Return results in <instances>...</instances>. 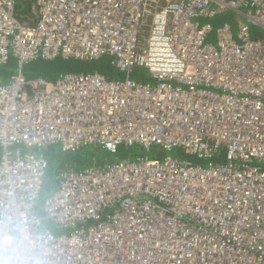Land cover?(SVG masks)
Masks as SVG:
<instances>
[{
    "label": "built area",
    "instance_id": "built-area-1",
    "mask_svg": "<svg viewBox=\"0 0 264 264\" xmlns=\"http://www.w3.org/2000/svg\"><path fill=\"white\" fill-rule=\"evenodd\" d=\"M226 11L241 43L232 24L206 21ZM252 26L264 30V0H0V65L19 68L0 78V244L26 221L48 264H264V38L252 40ZM105 55L123 79L24 72ZM137 66L157 83L132 78ZM91 144L182 147L198 162L61 169L39 217L48 160L20 145Z\"/></svg>",
    "mask_w": 264,
    "mask_h": 264
},
{
    "label": "rangeland",
    "instance_id": "rangeland-1",
    "mask_svg": "<svg viewBox=\"0 0 264 264\" xmlns=\"http://www.w3.org/2000/svg\"><path fill=\"white\" fill-rule=\"evenodd\" d=\"M227 17H228L229 21H232L230 23L232 24V26L234 28L235 35H237V33H238L237 14L235 12L231 11L230 13L227 14ZM212 20L213 19L206 20V21H209L213 24ZM214 22H216V21H214ZM217 26H219V25H217ZM217 26H215V27H217ZM259 31H261V30L259 29ZM261 32H263V31H261ZM215 35H216V30H215L214 34L210 35V37L208 38V41L213 42V43H217V39H216ZM104 57L108 58V56H104ZM58 59H61V57H59ZM40 60L41 59L36 60L34 62H31V63L24 66V72H25V75L27 78L32 79V78H36L39 76L50 78L49 75H41L39 73H32V72L29 73L28 72L30 65L32 63L38 62ZM86 63H88V62H86ZM2 66H4V65H2ZM2 66H0V67H2ZM9 68L5 67L4 69L9 74L12 73V75L16 74L19 70L16 61H15L14 66H9ZM114 72L116 74V75H114V78H120L121 79L125 75L124 72L118 70L117 68L115 69ZM11 76L6 77L5 79L9 80L11 78ZM108 77H111V76H108ZM132 78L136 79L137 81H143V82L151 81L152 83H157L156 80L152 79L149 76V72L144 67H141V66L135 67V69L132 73ZM7 80H5V81H7ZM14 147L16 148L17 146L15 145ZM20 148H21L22 154H24L25 152H37L39 154L42 153L49 161V165H48L47 170H46V175L43 179L41 196H40L38 204H37L38 216L42 217V218H44L45 214L40 209V205L44 203L45 199L49 195V192H50L49 190L51 188L54 189L56 187V183L55 182L53 183L54 175H56V172L59 168H62L60 166L64 167V166L70 165L69 164L70 161H72L73 166H75L76 168H85L87 166H91L92 164H94L95 159L100 160V162L96 160V163L98 162L99 164L104 165L105 163L113 162L116 159L129 158V159L133 160V159H136L137 157H140V156H144V157L148 156L150 159H160V160H162L168 156H172V157H178L180 159H191L194 162H198V160L195 157L188 156L187 154H185V150L182 147H174L171 150H166L160 145L153 146V147H151L150 150H147L145 147H143L139 144L138 145H131V146L121 145L118 153H115V154L110 153L109 151L105 150L104 148H102L98 144H91V145L85 146L77 152H72V151L63 152L61 150L60 145L52 146L48 149H46V148L38 149L37 147H28L27 145H20ZM200 163L205 165V161H202ZM253 163L257 164V165L263 164L262 162H259L257 159H255ZM47 227L54 229V225L51 222H49L47 220H43L41 222V229L47 228ZM62 233H69V231H64Z\"/></svg>",
    "mask_w": 264,
    "mask_h": 264
},
{
    "label": "trees",
    "instance_id": "trees-1",
    "mask_svg": "<svg viewBox=\"0 0 264 264\" xmlns=\"http://www.w3.org/2000/svg\"><path fill=\"white\" fill-rule=\"evenodd\" d=\"M31 5L26 4V3H19L18 8L21 9L20 13L21 15L25 16V12L29 10V7ZM253 37L257 35L258 32V27H253ZM107 56V55H105ZM39 60V59H38ZM79 61L78 59H54V60H43L41 59L38 62L32 63L30 65V68L28 69V72L32 73H39L41 75H49L50 77H57V75L61 72H93V71H98L104 75H108L111 77H108L110 79H120V78H114V75H112L114 69H116L115 66L112 65L111 63V57L108 56L97 60L93 61ZM15 64V59H11L8 63L3 64L4 66L0 67V78L3 80L8 76H11L12 73H8L4 68L9 66H14ZM10 69V68H9ZM83 70V71H81ZM119 70V69H118ZM112 72V73H111ZM124 78V77H123ZM121 78V79H123ZM136 80V79H135ZM137 81V80H136ZM0 154H1V149H0ZM97 160V159H96ZM100 162V160H97ZM96 162V161H95ZM98 163V162H97ZM55 230V229H54Z\"/></svg>",
    "mask_w": 264,
    "mask_h": 264
},
{
    "label": "clouds",
    "instance_id": "clouds-1",
    "mask_svg": "<svg viewBox=\"0 0 264 264\" xmlns=\"http://www.w3.org/2000/svg\"><path fill=\"white\" fill-rule=\"evenodd\" d=\"M253 27H257V26H252L250 28V38L252 40H257L259 38L258 35H256L254 38L253 34H251ZM233 36L236 41L241 43V39L239 38L238 33L237 35H235L234 33ZM236 37L238 38V40L236 39ZM262 38H264V36ZM125 159H129V158H125ZM94 164L102 165L96 162ZM77 169H83V168H77ZM26 224H27L26 221L18 222L15 230V234L12 235L10 242L5 244H0V264H48L46 253L43 251L42 245L37 242L36 237L32 235H25V232L28 231Z\"/></svg>",
    "mask_w": 264,
    "mask_h": 264
},
{
    "label": "crops",
    "instance_id": "crops-1",
    "mask_svg": "<svg viewBox=\"0 0 264 264\" xmlns=\"http://www.w3.org/2000/svg\"><path fill=\"white\" fill-rule=\"evenodd\" d=\"M21 10V9H20ZM29 11L30 10H28L27 11V13L25 12V17H23L22 15H20L21 17H23V18H29L31 15H33L34 13H33V11H32V9H31V12L29 13ZM231 11H226V12H224V13H221V14H219V15H217L216 17H215V19H213L212 20V22H213V24L215 25V26H217V25H221V24H223V23H225V22H232V21H229L228 20V17H227V14L228 13H230ZM37 19V18H36ZM33 20H35V18H33ZM210 20V19H209ZM30 21H32L31 20V18H30ZM205 21V20H204ZM214 21H216V22H214ZM259 29L261 30V31H263V32H261V31H259ZM259 29H258V32H257V35L258 36H264V30L261 28V27H259ZM254 32H253V28H252V31H251V34H253ZM236 39L238 40V38L236 37ZM66 60H68V59H66ZM80 61V60H79ZM88 62V61H87ZM81 71H83V70H81ZM114 71H115V69H114ZM113 71V73H112V75H116L115 74V72ZM67 72V71H66ZM66 72H61V73H59L58 75H57V77L58 76H60L61 74H63V73H66ZM83 72H87V71H83ZM56 78V77H55ZM54 77H50L49 79H55ZM148 150V149H147ZM150 150V149H149ZM2 156H1V154H0V158H1ZM146 158H149L148 156H146ZM123 159V158H122ZM48 160V159H47ZM94 161H96V159L94 160ZM95 163V162H94ZM69 164L70 165H68V166H60V167H62V168H59L58 170H57V172H56V175H54V180H53V183L55 182L56 183V185L59 183V175H60V171H61V169H65V168H68V167H74V168H76L75 166H73V163H72V161H70L69 162ZM48 165H49V161H48ZM45 175H46V173H45ZM45 175H44V177H45ZM56 176V177H55ZM44 179V178H43ZM56 189V187L53 189V188H51L49 191V194L51 193V191H54ZM40 196H41V194H40Z\"/></svg>",
    "mask_w": 264,
    "mask_h": 264
},
{
    "label": "bare ground",
    "instance_id": "bare-ground-1",
    "mask_svg": "<svg viewBox=\"0 0 264 264\" xmlns=\"http://www.w3.org/2000/svg\"><path fill=\"white\" fill-rule=\"evenodd\" d=\"M203 160H206V159H203Z\"/></svg>",
    "mask_w": 264,
    "mask_h": 264
}]
</instances>
